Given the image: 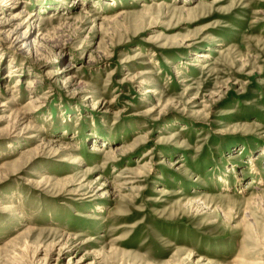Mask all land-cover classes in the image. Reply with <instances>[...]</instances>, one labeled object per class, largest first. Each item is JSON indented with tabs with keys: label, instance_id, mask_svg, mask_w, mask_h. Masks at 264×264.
<instances>
[{
	"label": "rangeland",
	"instance_id": "1",
	"mask_svg": "<svg viewBox=\"0 0 264 264\" xmlns=\"http://www.w3.org/2000/svg\"><path fill=\"white\" fill-rule=\"evenodd\" d=\"M0 18V264H264V0Z\"/></svg>",
	"mask_w": 264,
	"mask_h": 264
},
{
	"label": "bare ground",
	"instance_id": "2",
	"mask_svg": "<svg viewBox=\"0 0 264 264\" xmlns=\"http://www.w3.org/2000/svg\"><path fill=\"white\" fill-rule=\"evenodd\" d=\"M0 19H2V18H0ZM2 25V23H0V26ZM3 34H5V33H3ZM7 37L13 42V44H17V45H22L23 47H26V46H29L26 42H25V40H23V37H20L19 36V34H18V32H17V30H13V31H11V32H8L7 33ZM22 43V44H21ZM31 83H28V86L29 87H31V88H33V87H35V86H37L38 85V82H35V81H30ZM37 100H33L32 99V101H31V103H29V104H33V103H35Z\"/></svg>",
	"mask_w": 264,
	"mask_h": 264
}]
</instances>
